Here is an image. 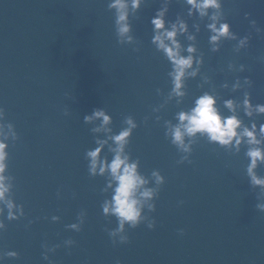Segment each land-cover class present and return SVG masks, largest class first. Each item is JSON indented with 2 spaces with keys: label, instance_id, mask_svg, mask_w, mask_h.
I'll return each mask as SVG.
<instances>
[{
  "label": "clouds",
  "instance_id": "9594fccd",
  "mask_svg": "<svg viewBox=\"0 0 264 264\" xmlns=\"http://www.w3.org/2000/svg\"><path fill=\"white\" fill-rule=\"evenodd\" d=\"M142 0H111L108 4L109 10H114L116 36L119 44H134L136 43L132 33V26L129 22V9L134 14L139 10ZM187 3L196 9L200 17L209 15L208 10L212 9L210 19L213 23L207 25L208 29L213 33L209 41L214 47L213 52L218 51V42L221 38L235 40L237 36L230 30L231 26L227 22H220L223 16L221 0H187ZM168 11V4H165L156 12V15L151 19L154 35L152 43L156 49L164 54L166 59L171 64V71L168 73L171 78V90L169 98L172 96L183 97L185 92V81L189 77H196L200 71L202 58H196L193 68L194 57L192 53L196 52L194 45L189 44L186 51L189 55H181L182 45L177 39V33H186L188 31L187 24L183 21L171 24V30L165 27V13ZM191 15V10L189 11ZM217 22L219 26L217 27ZM255 25V21H252ZM189 40H195V36H189ZM248 37L245 36L239 40V47H246ZM138 50V49H137ZM238 51V49H237ZM240 71L244 70V66L240 65ZM251 80L245 78L243 85L250 87ZM223 87L227 88L225 83ZM233 90L242 87L239 79L233 84ZM159 92V90H158ZM217 101L214 95L204 92L195 101V107L190 111H181L177 114L179 123L172 125L170 121H165L166 132L165 136L170 138L171 143L177 148L178 152L182 153L180 160L177 163H184L189 159L193 145L196 143L195 137L197 134L206 135L208 141L216 142L221 147H235L239 152L242 143H246L249 147L245 155L249 159L247 165V175L250 177V184L253 187L260 186L264 193V177L257 175V168L264 164V140L257 136V124L253 122L250 127L245 126L243 121L236 114L238 106H242L243 112L247 117H252L254 113L264 114V104L253 105L250 98V93L244 92L242 105H237L233 99L224 101L225 106L232 112V115L222 117L217 106ZM158 110V109H153ZM67 114V113H65ZM86 124H91L95 120H99L100 124L91 128L93 134L105 133V139H100L95 136L94 149L87 150L85 158L88 160V172L90 176H105L107 175V188L112 189L110 199H105L101 204L102 213L105 217H115L118 226L114 229H106L113 245L129 243L128 229H135L141 224H146L149 229H154L156 221L154 218L145 214V209L148 213L155 212V200L158 198L160 188L165 183V178L159 170H153L151 176L147 177L140 172L139 159L133 160L130 153L126 151L127 146L131 141L134 129L138 127L132 116H126L123 120L122 127L118 133H113L111 115L107 114L103 108H96L91 115L83 117ZM159 119V117H157ZM259 135L264 137V124H260L258 128ZM19 139L15 130V126L6 120V111L0 108V217H3L5 207L7 208L8 221L18 220L24 215L23 205L17 204L9 197L13 184L11 181L15 179L9 174V140L13 143ZM107 145L108 152L112 154V159L109 161L102 150ZM154 182V187H150V183ZM107 188L102 191H107ZM258 200H261V195L258 194ZM256 207L264 212V203H258ZM15 210V211H14ZM19 212V216L17 215ZM86 213L81 211L78 214V223L66 225L67 228L76 232L81 231L84 224ZM53 222L59 221V216L51 217ZM127 226V227H126ZM4 220L0 219V229H4ZM183 235V230H179ZM65 245L71 246L75 243L74 240L68 239ZM46 252L44 259L48 260L47 252H54L59 245L48 248L44 245ZM18 253L15 251H7L3 253V257L17 258ZM116 264H120L117 260Z\"/></svg>",
  "mask_w": 264,
  "mask_h": 264
}]
</instances>
